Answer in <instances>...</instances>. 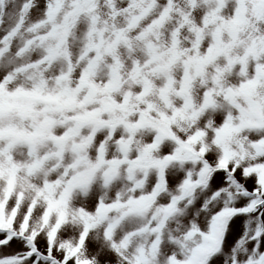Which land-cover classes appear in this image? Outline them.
<instances>
[{
	"label": "snow or ice",
	"instance_id": "6c2138e0",
	"mask_svg": "<svg viewBox=\"0 0 264 264\" xmlns=\"http://www.w3.org/2000/svg\"><path fill=\"white\" fill-rule=\"evenodd\" d=\"M0 264H264V0H0Z\"/></svg>",
	"mask_w": 264,
	"mask_h": 264
}]
</instances>
